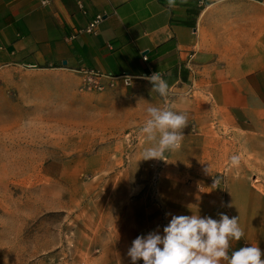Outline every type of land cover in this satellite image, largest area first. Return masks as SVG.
<instances>
[{
	"label": "rangeland",
	"instance_id": "1",
	"mask_svg": "<svg viewBox=\"0 0 264 264\" xmlns=\"http://www.w3.org/2000/svg\"><path fill=\"white\" fill-rule=\"evenodd\" d=\"M164 105L188 117L181 147L143 160L146 109ZM246 143L205 96L161 97L146 79L94 87L72 71L0 72V264H95L99 254L131 264L132 241L168 223L163 191L181 173L211 172L221 189L224 172L264 169Z\"/></svg>",
	"mask_w": 264,
	"mask_h": 264
},
{
	"label": "crops",
	"instance_id": "2",
	"mask_svg": "<svg viewBox=\"0 0 264 264\" xmlns=\"http://www.w3.org/2000/svg\"><path fill=\"white\" fill-rule=\"evenodd\" d=\"M98 15L94 31H83ZM13 69L92 70L102 80L136 81L159 72L169 95L209 99L264 163V0H176L172 8L167 0H0V72ZM258 171L224 172L221 189L211 172L184 171V182L163 191L167 212L238 217L244 236L230 240L229 254L243 246L264 252ZM104 257L95 264H106Z\"/></svg>",
	"mask_w": 264,
	"mask_h": 264
},
{
	"label": "clouds",
	"instance_id": "3",
	"mask_svg": "<svg viewBox=\"0 0 264 264\" xmlns=\"http://www.w3.org/2000/svg\"><path fill=\"white\" fill-rule=\"evenodd\" d=\"M167 3L172 8L176 0H167ZM143 78L161 97L170 94V86L161 73L154 72ZM125 80L127 85L132 84L131 77ZM146 113L140 131L150 146L141 159L165 160L166 153L181 147L182 130L188 124V117L168 105L149 106ZM239 162L238 155L231 157L233 166ZM243 236L238 217L230 218L225 213H220L218 219L199 214L171 215L162 233L153 230L137 236L128 248L127 256L131 264H137L139 260L143 264H222V261L227 264H264V252L258 246H243L229 254L230 240L239 241Z\"/></svg>",
	"mask_w": 264,
	"mask_h": 264
},
{
	"label": "built area",
	"instance_id": "4",
	"mask_svg": "<svg viewBox=\"0 0 264 264\" xmlns=\"http://www.w3.org/2000/svg\"><path fill=\"white\" fill-rule=\"evenodd\" d=\"M100 18H101V16L98 15L94 20H92L91 22L88 23V25L83 29V31H85V32L94 31V28H95L96 24L98 23V21L100 20ZM78 73L83 75V78L86 81V83L88 84V86L97 87V86H99L100 81L102 80V77L92 70H79ZM126 77H129V76H123V78L121 80H123V82L125 84H128V82L125 80Z\"/></svg>",
	"mask_w": 264,
	"mask_h": 264
}]
</instances>
